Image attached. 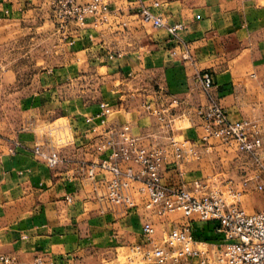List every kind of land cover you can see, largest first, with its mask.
I'll use <instances>...</instances> for the list:
<instances>
[{"label": "crops", "instance_id": "1", "mask_svg": "<svg viewBox=\"0 0 264 264\" xmlns=\"http://www.w3.org/2000/svg\"><path fill=\"white\" fill-rule=\"evenodd\" d=\"M121 1L110 0L108 23L94 27L90 17L85 27L71 22L62 29L52 19L49 0H0V252L16 257L17 264H34L37 256L82 264L89 253L143 241L144 210L124 217L106 211L77 170L75 160L84 154L78 146L90 136L85 116L96 113L102 100L114 108L126 100L121 105L139 117L137 93L161 89L182 101L176 125L190 123L175 131L196 140L203 133L196 108L209 100L199 76L209 70L213 96L231 119L264 116V8L232 0H162L159 12L166 24L184 25L173 36L138 20V3ZM26 59L36 63L28 66ZM92 80L91 86L111 96L87 101ZM26 91L33 94L23 96ZM62 117L70 119L77 144L62 150L69 162L49 168L31 149L46 137L39 127ZM158 140L167 143L165 136ZM15 143L17 153L9 154ZM220 143L213 140L201 148V159L180 165L186 180L230 161L229 149ZM181 168L170 164L165 182L177 184ZM211 181L221 182L217 176ZM154 221L161 240L172 223ZM194 230L201 241L219 237L208 222H195Z\"/></svg>", "mask_w": 264, "mask_h": 264}, {"label": "built area", "instance_id": "2", "mask_svg": "<svg viewBox=\"0 0 264 264\" xmlns=\"http://www.w3.org/2000/svg\"><path fill=\"white\" fill-rule=\"evenodd\" d=\"M134 1L141 4L139 15L144 24L166 28L173 36L184 28L182 23L166 24L159 12V0L150 4ZM49 4L52 18L62 29L71 22L85 27L90 17L97 27L108 23L112 14L110 0H49ZM199 82L209 95L208 102L196 108L203 128L199 139L175 138L176 109L182 101L161 89L152 91L142 103L148 116L157 119L156 132H134L131 123L111 117L113 104L102 100L96 113L85 116L90 136L78 146L84 154L75 160L77 170L88 180L90 193L106 211L117 217L139 209L147 214L142 224L143 241L130 247L134 255L154 264H264V210L248 212L241 206V190L231 187L228 198L219 183L203 178L186 180V170L180 167L181 163L201 159V148L208 149L213 140L232 144L243 153L260 155L264 150V123L248 117L231 119L213 96L210 71H204ZM59 120L63 121L53 125L45 139L31 149L49 168L69 162L62 150L77 144L70 119L55 121ZM161 136L168 138L170 147L159 142ZM19 145L8 146L7 152L17 153ZM2 155L0 151V161ZM170 164L181 168L177 184L165 182ZM256 189L264 192V180L256 183ZM177 215L183 220H175ZM154 219L172 223L161 240L156 239ZM197 221L213 224L219 237L199 240L194 232ZM33 263L56 264L42 256ZM0 264H17V258L0 252Z\"/></svg>", "mask_w": 264, "mask_h": 264}, {"label": "rangeland", "instance_id": "3", "mask_svg": "<svg viewBox=\"0 0 264 264\" xmlns=\"http://www.w3.org/2000/svg\"><path fill=\"white\" fill-rule=\"evenodd\" d=\"M155 1V0H154ZM161 3L162 8V0H159ZM234 4H237L240 7L244 8H264V0H232ZM235 1V2H234ZM121 3L130 4V3H138L134 0H122ZM145 4V3H144ZM150 4V3H149ZM54 20V18H52ZM138 20H140V15L138 16ZM141 21V20H140ZM145 27V26H143ZM142 27V28H143ZM148 28V27H147ZM150 33V32H149ZM152 35V33H150ZM59 45V43H57ZM31 48V47H30ZM59 50V48H57ZM26 65L35 64L36 61L32 59H26L22 61ZM56 62V61H55ZM209 71V70H205ZM93 83L89 81L86 87V100H98L102 95L111 96L108 90L103 89V92L100 88H96L95 86H91ZM106 92V94H105ZM103 93V94H102ZM141 94L140 97L134 100V105L137 107L139 111V117L136 113H131L130 109L127 110L126 105H121L123 102L126 104V100H119V107L114 108V114L111 117H118L121 122H129L134 126H136V132H145L144 127L147 126L151 128L150 131L156 132L159 129V124L155 117H150L145 112L142 103L146 99L147 95L151 92H138L137 94ZM33 94L32 91L23 92L24 95ZM136 94V95H137ZM136 95L134 96L136 98ZM217 101L219 99L214 96ZM137 100V101H136ZM219 103H221L219 101ZM221 105H223L221 103ZM135 108H133L134 110ZM132 110V109H131ZM129 111V112H128ZM64 120V119H63ZM55 121L54 123H47L39 127L40 135L46 134L53 125L63 121ZM260 122L264 123V116L262 119H257ZM189 122H180L176 125L177 128L188 126ZM175 138L176 139H183L184 136L181 133V130L175 131ZM42 142V141H40ZM39 142V143H40ZM223 144L226 149L230 151V161H224L223 163L217 164L212 170L201 172V177L206 180H211L212 177L217 176L219 180H221L220 188L225 193V196L230 198L229 189L233 187L236 190H241L242 192V199H241V206L246 209L248 212H255L264 210V192H260L256 189V183L258 181L264 180V150L263 152L258 155H252L248 153L240 152L236 149V147L229 143H220ZM166 145L170 147L169 140L167 138ZM193 162V161H192ZM192 162L181 163L184 165H188ZM200 167V166H199ZM175 220L182 221L183 219L180 215L174 217ZM164 238V237H163ZM87 259L85 263L82 264H154L152 261L144 259L142 257L134 255L131 251L129 246L125 248H119L117 250H109L99 251V252H92L87 255Z\"/></svg>", "mask_w": 264, "mask_h": 264}, {"label": "trees", "instance_id": "4", "mask_svg": "<svg viewBox=\"0 0 264 264\" xmlns=\"http://www.w3.org/2000/svg\"><path fill=\"white\" fill-rule=\"evenodd\" d=\"M195 232V231H194ZM195 236L197 237V238H199V235L195 232Z\"/></svg>", "mask_w": 264, "mask_h": 264}]
</instances>
